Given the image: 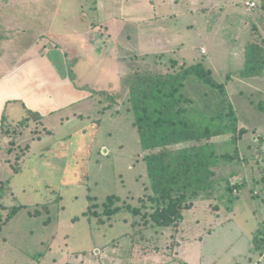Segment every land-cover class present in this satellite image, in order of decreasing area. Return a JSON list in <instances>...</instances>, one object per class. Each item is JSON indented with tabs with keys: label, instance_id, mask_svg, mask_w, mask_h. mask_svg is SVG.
I'll use <instances>...</instances> for the list:
<instances>
[{
	"label": "rangeland",
	"instance_id": "obj_1",
	"mask_svg": "<svg viewBox=\"0 0 264 264\" xmlns=\"http://www.w3.org/2000/svg\"><path fill=\"white\" fill-rule=\"evenodd\" d=\"M135 1L126 0V7H136ZM246 1L137 0L138 11L155 13L156 19L145 18L140 24L125 14L112 20L107 33H115L113 26H118L113 34L121 43L117 54L129 60L101 64L100 70L75 64L82 53L79 36L88 41L109 37L103 32L89 35L95 14L92 0H0V72L28 56L31 48L68 45L72 64L67 78L75 86L84 84L87 97L94 96L88 101L87 119L71 118L48 128L50 132L33 122L17 130L21 120L12 119L14 127L1 133L0 186L9 189L0 197V220L11 207L21 209L1 231L0 264H150L172 256L175 264H264V253L253 243L264 221V114L257 108L264 99V77L237 74L245 65L247 44L254 41L264 47V21L262 0H256L251 12ZM152 27L170 39L162 35L166 47L147 53L143 45ZM174 35L184 44L174 47ZM204 49L206 55L201 56ZM198 63L225 85L239 129L246 130L239 149L247 160L240 159L250 167L244 164L240 178L230 181L243 185L238 194L223 182L211 197L195 201L178 226L157 227L150 209L138 215L128 209L143 206L140 200L147 201L150 182L125 79L120 82L111 69L118 67L122 75L166 74ZM189 80L195 103L207 113L213 107L223 112L219 92L195 77ZM227 139L213 141L222 144ZM106 203L109 210L118 211L105 215Z\"/></svg>",
	"mask_w": 264,
	"mask_h": 264
},
{
	"label": "trees",
	"instance_id": "obj_2",
	"mask_svg": "<svg viewBox=\"0 0 264 264\" xmlns=\"http://www.w3.org/2000/svg\"><path fill=\"white\" fill-rule=\"evenodd\" d=\"M260 4L263 12L260 21H264V0ZM175 63L173 65H177ZM237 74L241 78L264 77L263 46L254 41L247 44L245 65ZM190 77L219 92L223 112L213 111V107L207 113L199 102L195 103V98L188 92ZM124 82L128 88L127 101L133 115V126L139 133L146 155L143 160L147 164L150 182L146 187L149 193L147 201L140 200L143 206L131 208L128 205L134 215L150 209L149 216L154 226H178L185 219V212L195 206V201L211 197L223 182L227 189L232 191L233 188L238 194L237 189L243 185L237 187L230 181L244 173L243 166L247 161L240 159L239 141L246 130L239 129V119L227 99L225 85L218 83L210 70L198 63L175 73L136 71L127 75ZM257 108L264 114V99L260 100ZM41 120L39 114L27 112L15 129L26 128L32 122L42 125ZM12 127L14 125L6 121L5 115L0 135ZM220 137L228 139L222 144L213 141ZM230 146L233 150L229 149ZM260 181L264 189L263 173ZM6 183L8 185L9 180ZM8 189L0 186V197ZM115 201L111 200V207ZM105 207V215L118 211V208L109 210L107 203ZM20 209L19 206L11 207L6 218L0 220V234ZM253 243L256 251L264 253V221L255 231Z\"/></svg>",
	"mask_w": 264,
	"mask_h": 264
},
{
	"label": "crops",
	"instance_id": "obj_3",
	"mask_svg": "<svg viewBox=\"0 0 264 264\" xmlns=\"http://www.w3.org/2000/svg\"><path fill=\"white\" fill-rule=\"evenodd\" d=\"M249 1L257 2L256 0ZM92 2L94 3V8L92 9L95 14L93 15V22L90 24L92 32L89 35L94 37L96 32H99L100 36H102V32L106 34L111 29V21L119 17V19H124L125 14L130 21L140 22V24L145 22V18H147V21H152V19L157 17L155 13L143 14L138 11L137 0L134 2L136 7L131 8V10L126 7V0H92ZM115 2L118 3V7L115 6ZM148 3L150 4V0H148ZM121 10L124 12H122L123 14H121ZM113 27L118 31V26L114 25ZM147 32L149 39L146 41V45H143V48L147 50V53L153 52V48L158 50L159 47H161L162 51L166 47L162 45L165 44L162 40L163 32L160 29L156 30L154 27ZM115 33H107L109 37L106 39L102 37L99 41H88L85 37L79 36L80 51L82 53L75 64H91L95 68L101 66V64H127L129 57L126 58L121 54H117L116 48L121 43L116 36L113 38ZM153 34L156 35L153 36ZM168 34H171V31H168ZM159 35L160 37H158ZM166 38L170 39V36L164 35V39ZM174 38L172 40L174 47L184 44L181 39H176V35H174ZM48 45H45L46 49L31 48V51H27L30 53L28 56L21 57L13 65L0 72V128L5 115L8 122L12 119L19 121L27 116V112L39 114L42 117V125L47 132L51 131H48V128H53L55 124L61 125L69 122L71 118H88V101H91L94 96L87 97V93L84 92V84L82 86L79 85V87L75 86L67 78L70 75L69 65L72 64L66 49L69 46L63 47L58 43ZM94 51L103 53L104 56L99 54L98 57H95ZM200 52L201 56L206 55V51L204 53ZM86 59L89 62L86 63ZM75 64H73V67ZM99 68L103 70L102 66ZM111 72L120 82L128 75V71L122 75L118 67L112 68ZM242 139L241 137L240 141ZM250 147L248 145L247 150ZM240 154L241 159H247L245 156L242 157L241 151ZM244 163L247 165L246 162ZM240 176L236 177L240 178ZM161 260L152 259L151 261H155V263L150 264H175L173 256L171 259Z\"/></svg>",
	"mask_w": 264,
	"mask_h": 264
},
{
	"label": "built area",
	"instance_id": "obj_4",
	"mask_svg": "<svg viewBox=\"0 0 264 264\" xmlns=\"http://www.w3.org/2000/svg\"><path fill=\"white\" fill-rule=\"evenodd\" d=\"M255 2H253V4L251 3V2H248L247 3V7H249V10H250V12L253 10V8L256 6V3L254 4ZM204 53V52H203Z\"/></svg>",
	"mask_w": 264,
	"mask_h": 264
}]
</instances>
